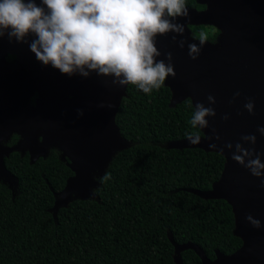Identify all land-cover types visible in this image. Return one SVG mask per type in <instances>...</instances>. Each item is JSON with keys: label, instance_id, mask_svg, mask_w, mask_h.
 <instances>
[{"label": "water", "instance_id": "water-1", "mask_svg": "<svg viewBox=\"0 0 264 264\" xmlns=\"http://www.w3.org/2000/svg\"><path fill=\"white\" fill-rule=\"evenodd\" d=\"M198 4L205 8H188L190 19L177 18L185 26L183 35L157 37L156 47L162 53L157 59H165L163 54L167 52L173 56L176 75L164 81L171 92L170 107L186 99L194 109L198 102L207 107V97L212 95L216 103L211 107L216 116L207 118L208 128L197 126L203 134L199 144H191L186 138L169 142L164 148L199 149L224 158L223 171L210 190L188 192L203 200L227 202L234 216L233 234L242 245L230 255L216 250L215 258L210 260L196 244H177L168 234L173 259L175 264H183L181 252L191 250L201 264H264V178L253 177L232 160V152L224 147L229 142L234 145L242 135L254 134L256 150L264 161V136L257 132L258 127H264V0H199ZM190 26H210L219 31L216 41H206L196 59L188 55L189 44L200 46L199 40L192 38ZM173 35L177 42H173ZM179 40L186 41L182 49ZM8 54L15 56L12 63L4 60ZM127 86L95 72L89 77L61 74L38 62L28 43L15 39L9 42L5 35L0 39V183L13 194L18 187L4 163L10 154H27L30 164H34L54 149L73 175L55 194L50 210L53 217L73 201L94 200L99 180L113 157L130 146L115 123ZM236 92L240 96L230 103ZM249 98L254 101L255 114L243 107ZM226 114L229 119H222ZM213 129L220 140L208 139ZM14 135L18 136L17 142L8 146ZM247 215L259 220L261 226L254 227Z\"/></svg>", "mask_w": 264, "mask_h": 264}, {"label": "trees", "instance_id": "trees-1", "mask_svg": "<svg viewBox=\"0 0 264 264\" xmlns=\"http://www.w3.org/2000/svg\"><path fill=\"white\" fill-rule=\"evenodd\" d=\"M199 0L187 8L203 10ZM192 38L219 31L190 26ZM35 98V97H34ZM171 92L163 85L150 94L129 84L115 123L130 146L117 153L99 180L94 200H76L50 212L55 194L73 175L57 150L30 164L26 154L4 160L18 183L13 194L0 183V264H175L171 234L177 244L191 242L213 260L215 251H237L234 216L224 200H203L188 190L207 191L217 182L224 158L199 149L169 150L164 146L199 132L189 124L195 110L189 99L170 107ZM18 136L7 143L13 146ZM104 174V176H105ZM103 176V177H104ZM183 264H201L191 250Z\"/></svg>", "mask_w": 264, "mask_h": 264}, {"label": "clouds", "instance_id": "clouds-1", "mask_svg": "<svg viewBox=\"0 0 264 264\" xmlns=\"http://www.w3.org/2000/svg\"><path fill=\"white\" fill-rule=\"evenodd\" d=\"M180 17L190 19L186 0H0V39L7 35L9 42L15 39L28 43L38 62L69 77L76 74L89 77L95 72L113 77V82L120 86L135 85L150 94L163 85L166 77L176 75L172 53L163 54L165 59H157L162 53L156 42L158 36L169 33L183 35L185 26L178 22ZM172 40L177 42L176 35ZM198 40L200 46L188 45L192 59L199 56L208 40L207 32L201 31ZM185 43L178 41L181 49ZM239 96L236 92L230 103ZM207 102V107L203 102L195 104L189 120L193 129L208 128L207 118L216 116L211 107L216 103L215 97L209 95ZM243 107L249 114H255L251 98ZM222 119L228 120L229 116L226 114ZM212 131L213 136L208 139L220 140L216 130ZM257 132L264 136V127H258ZM188 140L199 144V132L188 133ZM256 143V135L248 134L234 145L229 142L224 147L232 152V160L253 177L264 178V161ZM246 144L249 146L245 147ZM108 179L109 174L102 177ZM261 184L264 186V179ZM246 219L256 228L261 226L251 215Z\"/></svg>", "mask_w": 264, "mask_h": 264}, {"label": "flooded vegetation", "instance_id": "flooded-vegetation-1", "mask_svg": "<svg viewBox=\"0 0 264 264\" xmlns=\"http://www.w3.org/2000/svg\"><path fill=\"white\" fill-rule=\"evenodd\" d=\"M4 60L7 62V63H12L14 60H15V56L14 55H6L4 57ZM36 98V95L34 96ZM32 98V102L34 101L35 98Z\"/></svg>", "mask_w": 264, "mask_h": 264}, {"label": "rangeland", "instance_id": "rangeland-1", "mask_svg": "<svg viewBox=\"0 0 264 264\" xmlns=\"http://www.w3.org/2000/svg\"><path fill=\"white\" fill-rule=\"evenodd\" d=\"M16 190V189H15ZM16 192V191H15Z\"/></svg>", "mask_w": 264, "mask_h": 264}]
</instances>
